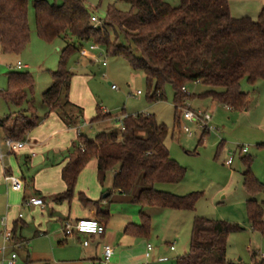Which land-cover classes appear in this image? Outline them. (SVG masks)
Segmentation results:
<instances>
[{
    "label": "trees",
    "instance_id": "16d2710c",
    "mask_svg": "<svg viewBox=\"0 0 264 264\" xmlns=\"http://www.w3.org/2000/svg\"><path fill=\"white\" fill-rule=\"evenodd\" d=\"M116 1L128 4L131 10L121 12L110 6L104 20L99 19L101 24L96 27L91 22L94 14L87 9L85 0H60L59 4L33 1L37 37L47 43L60 40L65 45L60 52L58 70L51 73L52 84L41 95L45 117L55 113L67 127H75L80 109L68 100L74 76L68 63L84 46L91 44L98 45L107 56L122 58L132 71L143 74L148 102L164 101V89L169 86L177 125V111L184 101L192 98L209 100L230 111L247 110L248 95L241 91V83L245 81L254 86L264 81V6L252 20L232 17L228 0H178L176 6L166 0ZM28 7V0H0V50L3 54L19 55L28 46ZM194 84L206 90L192 96L182 91ZM33 89L28 73L7 74V88L0 91V100L15 111L0 120L2 139L25 142L26 136L38 126L39 118L29 99ZM14 114L16 117L12 119ZM122 117L117 130L100 132L94 139L77 134L63 157L67 163L61 171V179L66 191L54 202H70L79 174L94 162L99 185L102 187L111 175L112 191L141 211L153 208L193 212L199 199L196 194L179 197L157 189L177 185L185 176V169L170 157L165 147L166 126L158 124L153 115L138 113ZM107 119L114 118L102 114L97 107L89 123ZM207 133L202 130L198 145ZM241 161L245 168L242 186L249 197L245 204L247 219L251 229L264 241V203L259 204L254 199L264 194V184L253 176L251 159L244 157ZM8 175L12 174L6 172L5 176ZM78 199L82 206L98 205L83 194H79ZM94 211L99 223L108 222V212L98 208ZM139 216L141 224L128 226L125 233L147 239L150 218L143 212ZM11 229L13 242L24 245L25 241L15 236L14 227ZM238 231L237 226L226 222L195 217L188 251L176 264H244L226 260L227 238ZM256 257V253L251 255L250 264H264V260L258 261Z\"/></svg>",
    "mask_w": 264,
    "mask_h": 264
},
{
    "label": "rangeland",
    "instance_id": "374dc122",
    "mask_svg": "<svg viewBox=\"0 0 264 264\" xmlns=\"http://www.w3.org/2000/svg\"><path fill=\"white\" fill-rule=\"evenodd\" d=\"M33 1L28 0L30 31L28 46L19 55L3 54L0 51V91H5L7 88L8 73H28L34 85L29 99L40 123L46 113L41 95L52 84L51 73L58 70L60 52L65 45L60 40L47 43L37 37ZM46 1L50 4L60 3V0ZM166 1L173 6L178 4V0ZM262 1L229 0L231 14L234 17L245 16L255 20ZM85 5L98 20H104L110 6H115L121 12L131 10L128 4L116 0H85ZM80 55L81 57L73 56L68 63V69L74 75L69 93L72 98L79 101L78 104L73 105L81 108L83 114V119L75 120V127L79 126L82 129V135L94 139L100 132L109 133L117 130L123 115L138 113L153 115L156 122L165 125L168 130L165 147L170 157L185 169V176L181 183L161 186L157 189L168 190L179 197L196 194L199 199L193 212L159 211L146 208L141 211L138 206L129 204L113 193L111 175L101 187L97 181L95 168L89 165L80 173L69 203L46 206L43 212L24 208L22 206L24 194L34 193L32 178L35 177L36 184L43 191H50L52 177L43 172L37 178L35 175L41 168L48 166L46 157L57 159L51 154L53 151L56 150L59 156H64L71 149L72 142L75 140V127L67 128L66 126L63 129L64 133L54 136L51 140H43L42 137L36 140L39 145L34 152L38 158L33 162L32 168L26 167L22 153L6 161L11 167L12 175L19 180L24 179L27 185L24 193L7 194L6 185L1 177L0 220L6 216V212H8L7 218L17 217L18 214L22 216L21 225L17 228L15 236L25 240V245L16 251L15 264H87L83 260L86 255L94 254L96 258L100 257L102 253L100 248L90 253L82 247L84 241L82 238L77 241V237L65 238L62 233L61 227L64 223H73L74 220L84 218L89 213L80 204L79 194H83L92 202L102 204L100 210L109 214L107 222L109 233L119 232L126 221H137L140 218V212L147 214L151 222L147 243L153 251L159 252V257L167 259L166 263L161 264H176V260L187 253L195 217L226 222L240 229L227 238L226 260L228 262L237 263L240 260L244 264H250L253 253H256V259L260 261L261 255L264 254V241L258 232L251 229L247 219L245 204L249 197L242 186V174L245 168L241 158L251 159L253 176L264 184V81L257 82L254 86L245 81L241 83V91L248 95L246 111H229L209 100L192 98L184 101L181 110L177 111L179 115V125H177L174 123L173 93L169 86L164 89V101L148 102L147 85L143 74L132 71L125 60L107 55L100 57L98 53L89 50V45L81 49ZM103 60L106 61L104 67L101 65ZM17 62L27 65L28 68L16 70L14 66ZM108 83L114 86L115 90H112ZM205 90L203 86L194 84L186 87V94L198 95ZM138 91L140 95H137ZM97 107L117 119L113 121L107 119L98 124V127L90 128L85 123L94 118ZM186 110L201 111L211 118L210 126L213 131L202 137L200 145L198 142L202 130L194 122L183 120L181 111ZM11 111L15 110L8 108L0 100V120L7 117ZM15 117L14 114L11 118ZM184 128L189 130L190 136L184 132ZM31 135L36 136L37 131L34 129ZM239 148H245L246 153L239 155ZM41 160H43L42 163ZM228 160L232 162L230 165L227 164ZM109 191L111 196L103 199ZM254 199L262 204L264 194L256 195ZM7 208H9L8 211H6ZM67 217L68 221H66ZM173 242L175 252L170 253L167 251V246ZM120 251L119 248L114 249L111 262Z\"/></svg>",
    "mask_w": 264,
    "mask_h": 264
},
{
    "label": "crops",
    "instance_id": "0c3cea01",
    "mask_svg": "<svg viewBox=\"0 0 264 264\" xmlns=\"http://www.w3.org/2000/svg\"><path fill=\"white\" fill-rule=\"evenodd\" d=\"M228 4H229V10H230V14H231V8H230L229 0H228ZM262 6H264V0L262 1V3L260 4L259 7L261 8ZM231 16L234 17L233 14H231ZM242 17H245V16H242ZM234 18H240V17H234ZM91 52H95V51H91ZM95 53H97V52H95ZM79 56L81 57L80 54H79ZM23 66H24L23 69L28 68L27 65H23ZM110 86H111V84H110ZM86 96H88V95H86ZM68 100H70L69 103H71V104H78V102H79V101L75 100V98L71 97V93H69V95H68ZM76 107H78V106H76ZM79 109H80V111L78 112V114H76L75 120H79V118L83 119L82 110H81V108H79ZM101 112H102V114H107L103 110H101ZM116 119L117 118L112 119V121L116 120ZM87 122L88 123H85V124H87L90 128H92L93 126L98 127V124H100V123L90 124L89 123L90 121H87ZM65 127H66V125L60 120V118L55 113H51L48 115V117H45L44 119H42V121H40L38 126L35 128V131H37V135H36L37 137L35 135H31V133L34 130L31 131L26 136L24 148H22L21 150H18L16 153L14 152V153L8 154L6 148L2 145V143H0V150L4 154L3 159L0 161V182H1V177L3 178V181H4V176H5L6 172H9L12 174L11 167L9 166V164L6 163V161L9 160L10 157H12V156L16 157V156H18L19 153H22L23 154L22 156L24 157V164L26 165L27 168H32V166L34 165L33 162L35 161V159L37 160V158H38V155L35 154V152H34L35 149H38V145H39V142H37L36 140L41 139V137L43 140H46V139L51 140L54 136L64 133L63 129ZM74 130H75V140H76L77 134L78 133L82 134V129L79 126H76ZM29 136H30V138H29ZM2 140H3L2 137H0V142H2ZM75 140L73 142H75ZM51 154L56 156L57 159H54V158L52 159L49 156L46 157L48 159V166L41 168L35 175L37 178L43 172L45 174H48L49 177H52V181L50 183V186L52 185V187L49 189L50 191H48V192L43 191V189H41L36 184L35 177H34V178H32V187H33L32 190L34 193L32 195H25L24 194L23 199H22V201H23L25 199L32 198V197L41 198L43 200V207L32 208V209H37L40 212H43L44 208L46 206L60 205L63 202H67V201H63L61 203H55L54 202V200L56 198L60 197L66 191V186L61 179V171H62L63 167L66 165L67 161H64L63 160L64 156H59L56 150L53 151ZM40 162L42 163L43 160H41ZM89 165H93V167L95 168V172H96L95 163L90 162L87 166H89ZM20 181L23 184L22 190L20 192H12V191L8 190V188L6 186V193L7 194H9V193H15L16 194V193H21V192L24 193L27 185L25 184L24 179H22ZM166 192H168V190H166ZM113 193L118 195L117 192H113ZM170 193L175 194L173 192H170ZM110 196H109V192H107V194L104 196L103 199L109 198ZM119 197H121V196H119ZM86 199L89 200L88 198H86ZM101 206H102L101 203H98L97 206H92L89 204L84 205L83 206L84 209H87L89 211V213L87 214V216H85L84 218H81V219H94V218H96V213L94 210L96 208L100 209ZM148 209H153V208H148ZM8 210H9V208L6 209V211H8ZM156 210H159V209H156ZM159 211H164V210H159ZM7 215H8V212H6V216H5L6 218H7ZM145 215H147V214H145ZM68 220H69V218L67 217L66 221H68ZM7 221H8L9 227H11V228L14 227L15 232H16L17 228H19V226L21 225L20 224L21 220L17 221V217L7 218ZM75 221H77V220H74V222ZM140 224H141L140 218L137 219V221H133V220H131L130 222L126 221L120 227V229H119L120 231L116 232V234H113V232H110V233L107 232V223H106V224H104L105 225V233L102 237H92V236H84V235H73L71 237H77V241H80V239L82 238L84 240L83 242H87L88 246L84 247L83 242H82V247L87 249V251H89L90 253L96 252L98 248H100L101 252H102V245L103 244H108V245L114 247V249L115 248L121 249L119 254L116 257H114L111 264H151V263L152 264H161V263H166L167 259L159 257V255H160L159 252L157 250L153 251V249L147 243V239L137 238V237H134V236H131V235L125 233V229L128 226H139ZM64 225H65V223H64ZM63 226L61 227L62 233H63ZM71 237H65V238H71ZM23 241H25V240H23ZM24 245L22 246V248L24 247ZM148 247H150V251L147 250ZM167 247H168V250H167L168 252H170V253L175 252L174 242L169 244ZM171 247H173V250H170ZM185 250H184V252H186ZM101 254H100L99 258H96L94 256V254L89 255V256L86 255L83 258V260L86 261L87 264H96V263L100 264ZM149 261H151V262L149 263ZM238 262H240V260H238Z\"/></svg>",
    "mask_w": 264,
    "mask_h": 264
},
{
    "label": "built area",
    "instance_id": "2783aa9c",
    "mask_svg": "<svg viewBox=\"0 0 264 264\" xmlns=\"http://www.w3.org/2000/svg\"><path fill=\"white\" fill-rule=\"evenodd\" d=\"M91 22L94 27L99 26L101 22L98 20L96 16L91 17ZM89 50L95 51L99 54L100 57L105 55V52L96 44L89 45ZM101 65L104 67L106 65V61L103 60ZM24 66L17 62L15 69L21 70ZM112 90H115L114 86H111ZM182 91L186 92L185 89ZM137 95H140V92H137ZM182 118L185 121H191L198 125L201 130H206L207 132L213 131L210 126L211 118L209 115H206L201 111H193L186 110L181 111ZM123 117L119 120V124L121 126V121ZM184 132L189 136L191 133L187 128H184ZM2 145L6 148L7 153L10 154L12 152L21 150L25 146V142H15L11 139H3ZM239 153L245 154V148H239ZM4 154L0 150V161L3 159ZM232 162L228 160L227 164L230 165ZM4 183L6 184L8 190L12 192H20L22 190V182L15 178L12 175L4 176ZM22 206L24 208H41L43 207V200L39 197H32L22 201ZM22 216L20 214L17 215V220H21ZM105 233V227L102 223H99L95 219H80L73 223H66L63 226V234L65 237H71L73 235H84V236H92V237H102ZM12 229L9 227L8 221L6 217H3L0 220V264H15L17 255L16 251L22 248L21 243H14L13 240ZM83 246L87 247L88 243L83 242ZM150 251V247L147 248ZM173 250V247L170 248ZM114 255V248L108 244L102 245V254L100 258V264H111L112 257ZM261 259L264 260V254L261 255Z\"/></svg>",
    "mask_w": 264,
    "mask_h": 264
},
{
    "label": "water",
    "instance_id": "95a60500",
    "mask_svg": "<svg viewBox=\"0 0 264 264\" xmlns=\"http://www.w3.org/2000/svg\"><path fill=\"white\" fill-rule=\"evenodd\" d=\"M108 85H110V83H108Z\"/></svg>",
    "mask_w": 264,
    "mask_h": 264
}]
</instances>
